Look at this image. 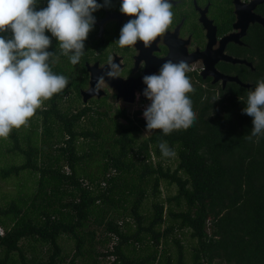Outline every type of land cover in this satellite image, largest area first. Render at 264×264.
Instances as JSON below:
<instances>
[{
	"label": "trees",
	"instance_id": "trees-1",
	"mask_svg": "<svg viewBox=\"0 0 264 264\" xmlns=\"http://www.w3.org/2000/svg\"><path fill=\"white\" fill-rule=\"evenodd\" d=\"M45 35L50 70L69 83L0 138V180H23L0 193V264H264V135L248 140L242 114L264 66L239 73L248 89L193 83L196 120L164 134L140 110L109 113V96L83 102L89 40L73 65Z\"/></svg>",
	"mask_w": 264,
	"mask_h": 264
},
{
	"label": "clouds",
	"instance_id": "clouds-1",
	"mask_svg": "<svg viewBox=\"0 0 264 264\" xmlns=\"http://www.w3.org/2000/svg\"><path fill=\"white\" fill-rule=\"evenodd\" d=\"M109 6L110 0H48L45 8L37 10L38 0H0V138L6 139L12 129L25 126L44 101L69 83L67 77L50 70L49 60L55 53L46 51L51 39L45 32L56 38L63 55L76 65L96 22L93 13ZM173 7L172 0H121V14L135 19L122 26L115 43L124 48L140 41L149 48L172 23ZM118 68L113 62L106 75L115 77ZM188 71L187 60L169 59L158 73L143 76L146 87L142 94L151 102L143 112L147 130L169 134L193 125L197 114L187 95L194 92ZM242 114L253 118L247 139L256 137L258 143L264 135V78L247 92ZM158 147L165 157L176 155L167 141Z\"/></svg>",
	"mask_w": 264,
	"mask_h": 264
},
{
	"label": "flooded vegetation",
	"instance_id": "flooded-vegetation-1",
	"mask_svg": "<svg viewBox=\"0 0 264 264\" xmlns=\"http://www.w3.org/2000/svg\"><path fill=\"white\" fill-rule=\"evenodd\" d=\"M97 2L103 3V0ZM172 2L174 4L172 23L166 33L157 37L147 49L140 41L135 46L124 48L115 43L119 39L122 26L135 19L121 14V0H110L109 7L93 13L96 22L86 39L89 40L88 59L84 60L83 66L87 73V86L83 90L89 87L90 73L87 66L95 64L98 68L108 66L107 72L114 62L119 65L115 78L133 81L136 84L138 82L144 87L141 77L145 75V71L154 69L158 62L162 61L163 64L169 59L173 62L185 59L189 63L186 75L190 76L191 83L199 84L203 89L216 90L225 89L233 82H226L223 85L222 78L214 82L212 76L203 77L202 72L208 71L210 67V72L214 69L218 75L237 77L241 81L240 72L245 75L264 66V28L258 22L250 21L253 17L264 19V0H172ZM250 4L251 7L248 8ZM241 7L244 9L247 7V12L238 19L236 12ZM245 24L247 26L243 28ZM225 38L229 40L223 42ZM222 55L245 63L225 62L221 58ZM205 63H209L210 67L206 68ZM158 72L159 70L154 73ZM244 84L251 86L250 83ZM98 88L114 103L126 105L142 101H145V104L151 103L146 98L143 100L137 89L134 90V102L128 104L121 98L117 99V92L104 80L98 81Z\"/></svg>",
	"mask_w": 264,
	"mask_h": 264
},
{
	"label": "water",
	"instance_id": "water-1",
	"mask_svg": "<svg viewBox=\"0 0 264 264\" xmlns=\"http://www.w3.org/2000/svg\"><path fill=\"white\" fill-rule=\"evenodd\" d=\"M251 7V4L248 5V8ZM247 12V7L244 9L241 7V9H239L236 14L238 19H240V17L242 18L245 13ZM250 21L252 22H258L259 24H261L264 28V19H261L260 17H253ZM247 25L245 24L243 26V28H245ZM229 39L225 38L223 40V42L227 41ZM222 60L225 62H229L231 64H239V63H245L244 61H240L237 59H233L227 56L222 55ZM203 59V58H202ZM206 64V68L210 67L209 63H205ZM162 65V61L158 62L157 65L155 66L154 69H150L149 71H145V75H151L154 72H157L160 67ZM108 66H105L103 68H98L97 64H95L94 66H87V71L90 73V79H89V87L86 90H82L80 91L81 97L83 102H87L89 99L96 97L97 99L104 97L105 93L103 91H101L98 88V78L103 76L104 77V81L108 84L109 87L113 88L116 92H117V99L121 98L123 102L128 103V104H132L134 102L133 100V95H134V90L137 89L138 92L140 93V96L143 100H145V97L143 96V90L146 86L141 87L139 85V83L137 82V84L133 81H122L121 79L112 77L109 78L106 75V70H107ZM211 68V67H210ZM210 68L208 71H203L202 72V76L206 77V76H212L214 77V82L218 80V78H222L223 81V85L226 82H233L241 87H244L246 89L249 88L248 84H244L242 83L237 77H228V76H223V75H218L217 73L214 72V69L212 72H210ZM143 80V77H141Z\"/></svg>",
	"mask_w": 264,
	"mask_h": 264
},
{
	"label": "rangeland",
	"instance_id": "rangeland-1",
	"mask_svg": "<svg viewBox=\"0 0 264 264\" xmlns=\"http://www.w3.org/2000/svg\"><path fill=\"white\" fill-rule=\"evenodd\" d=\"M108 103L111 104L112 110H109V113H113L114 110L116 108L119 109H126L127 111H129L130 113H134L135 111L140 110L141 111V115L140 117H143V112L146 108V106L148 104H142V103H136L133 105H126V104H119V103H114L112 100H108ZM28 125V124H26ZM144 136L148 135L146 132L143 134ZM6 159H8V157L6 155H4V158H0V167L5 163ZM23 183L22 179H9V180H0V193L1 195H14L17 193V190H19V187H21ZM164 190V188H163ZM170 194H174L175 192V188L171 187L168 191ZM145 208L149 209L150 208V203H145ZM188 237L185 236L183 238V243L185 245H187L188 243ZM64 246L66 249H70V243L69 241H64ZM42 254L44 253V250L41 252Z\"/></svg>",
	"mask_w": 264,
	"mask_h": 264
}]
</instances>
